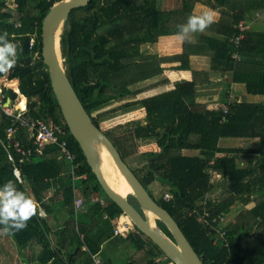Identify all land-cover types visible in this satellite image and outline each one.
<instances>
[{
  "label": "trees",
  "instance_id": "obj_1",
  "mask_svg": "<svg viewBox=\"0 0 264 264\" xmlns=\"http://www.w3.org/2000/svg\"><path fill=\"white\" fill-rule=\"evenodd\" d=\"M58 1L0 0V34L7 32L19 45L16 67L0 78L17 80L18 92L26 99L24 115L55 122L61 130L59 140L66 142L73 156L72 161L66 160L55 144L27 159L15 155L13 141L33 148L32 139L19 127L10 141L6 129L14 120L0 107V186L13 179L47 213L33 217L25 230L7 236L19 252L28 257L34 253L36 264H116L113 255L104 263L91 256L115 236L113 222L123 213L105 196L64 124L40 57L41 23ZM159 1L90 0L72 10L59 41L65 75L98 128L110 117L143 109L141 119L104 134L153 200L172 216L204 264H264V30L253 28L257 16L264 14V0H177L169 9H162ZM197 3L215 10L218 19L191 41L181 43L180 53L160 56L140 50L161 37L176 36L177 25L196 15ZM239 23L248 29L241 30ZM191 56L208 58L209 71L191 70ZM166 63L178 64L174 70L191 71V79L133 100L141 93L136 85L163 74ZM210 73L225 75L228 81L215 87ZM239 84L248 95L263 96V101H243L233 87ZM2 95V102L9 100L11 105L17 97L5 87ZM228 139L250 141V145L225 148ZM148 143L157 150L139 154L141 166H131L138 148ZM9 151L13 162L7 158ZM14 168L19 179L13 175ZM154 183L163 188L159 199L150 191ZM214 190H219L222 200L210 197ZM93 194H102L105 202L96 201L85 212H75V198L88 201ZM130 202L137 208L134 200ZM236 203L242 209L235 220L221 225V218ZM49 216L63 219L54 232L55 241L49 237ZM156 223L171 239L164 225ZM134 229L127 237L117 236L122 247L134 250L124 264H173Z\"/></svg>",
  "mask_w": 264,
  "mask_h": 264
},
{
  "label": "water",
  "instance_id": "obj_2",
  "mask_svg": "<svg viewBox=\"0 0 264 264\" xmlns=\"http://www.w3.org/2000/svg\"><path fill=\"white\" fill-rule=\"evenodd\" d=\"M89 2L90 0H60L51 6L41 23L40 57L62 120L78 144L105 196L119 207L133 226L155 244L163 256L173 264H204L172 216L153 200L122 160L109 138L93 124L65 75L59 48L61 29L72 10L84 7ZM9 103L10 101L6 100L4 106ZM104 153L128 184L137 208L127 196L116 193L105 180L100 171L101 156ZM148 213L164 225L171 239L163 233L157 223H150Z\"/></svg>",
  "mask_w": 264,
  "mask_h": 264
},
{
  "label": "rangeland",
  "instance_id": "obj_3",
  "mask_svg": "<svg viewBox=\"0 0 264 264\" xmlns=\"http://www.w3.org/2000/svg\"><path fill=\"white\" fill-rule=\"evenodd\" d=\"M176 1L177 0H160L159 3H160V6L162 9H169L175 5ZM9 5L13 6V4H11V2L9 3ZM200 6H202V5L196 4L194 6V9H193L194 14L199 15L202 12H204ZM260 17H261L260 21L257 24L253 25V28L257 31L264 30V14L260 15ZM140 50L143 53L148 54V55L149 54H151V55L152 54H155V55H165L166 54L167 55L169 53L168 48H165V49L163 48L161 41L157 42V44L154 43L151 45H143L140 47ZM163 66H164V64H163ZM166 71H168V72H166ZM167 75H168V77H167ZM174 77L175 76L172 73H169L168 67H166L165 73L161 74L160 76H157L153 79H150V80H147L145 82H141V83L137 84L135 88H140L141 93L138 96H136L133 100L138 99V98L147 97L149 95L167 90L165 87L166 83H164V82H168V79L176 80V78H174ZM3 78L2 77L0 78V82L5 81ZM175 82H177V81H175ZM10 83L7 82V85L12 87V85ZM220 84H222L221 81H220ZM215 87L219 88V87H221V85H218V86L216 85ZM236 88H238L240 91L239 95H243V101H245V102L251 103V102L263 101V96L248 95L245 92L243 85H240V84L236 85ZM239 99H242V98L240 97ZM16 102H17V97L15 98V100L13 102V106H15ZM122 103L123 102L114 103V104L104 108L101 112L107 111L110 108H114V107H116ZM142 117H143V109L134 108V109L130 110V112H128V113H123L121 115H115L113 117H110V118L100 122L99 128L103 132H109L110 130H112L117 125L124 124L128 121H131V120H138V119H141ZM249 145H250V141L238 140V139H235V140L228 139V141L226 140V142L223 143V146L225 148L248 147ZM155 150H157V146L154 143L142 144L138 148V152H136L135 155L132 157L131 166H133V167L139 166L142 163V158L140 157L139 154H141L143 152L155 151ZM184 153L187 155H196L195 151H185ZM212 181H214V183L216 182L215 177L212 179ZM150 188H151V190L150 189L149 190L151 191L152 196L155 199H157V198L159 199V197L161 196V194L163 192V188L157 183H154ZM101 196H103V195L101 194ZM126 196L133 201V198L131 197L130 193L127 194ZM210 197L214 198L215 200H222L221 197L219 196V190H214L210 194ZM164 198H166L165 195H164ZM248 207H250V205ZM241 209H242V207L240 206L239 203L234 204L230 208L229 213H227L224 217H222L220 224L225 225L229 222H233L235 220L236 215L241 211ZM151 222H152V224H156V219L153 218ZM8 237L9 236L0 233V264H36L34 262L33 258L31 257L32 255L35 256L34 253L30 257H28V255H26L24 252H19L18 247L15 245V243L13 242L11 237H9V238ZM124 249L125 248L121 246L116 251H111L109 253V257L111 255H113V257L116 261V264H124V259L126 260V258L128 256H131L134 253V250H132V249H125V250Z\"/></svg>",
  "mask_w": 264,
  "mask_h": 264
},
{
  "label": "clouds",
  "instance_id": "obj_4",
  "mask_svg": "<svg viewBox=\"0 0 264 264\" xmlns=\"http://www.w3.org/2000/svg\"><path fill=\"white\" fill-rule=\"evenodd\" d=\"M217 14L209 9L199 15H189L183 24L177 25V39L189 42L195 34L203 33L216 22ZM19 45L8 38V33L0 34V74H7L17 65ZM45 217L47 213L33 196L17 187L13 179L0 186V233L8 235L25 230L35 217Z\"/></svg>",
  "mask_w": 264,
  "mask_h": 264
},
{
  "label": "built area",
  "instance_id": "obj_5",
  "mask_svg": "<svg viewBox=\"0 0 264 264\" xmlns=\"http://www.w3.org/2000/svg\"><path fill=\"white\" fill-rule=\"evenodd\" d=\"M239 28L241 30L248 29V26H245L242 23H239ZM33 38L29 40V47L33 45ZM7 82L10 81H3L0 82V107L3 113L6 116L11 117L14 120V123L10 125L6 129L7 138L10 141L12 140L13 135L17 131L19 127L24 128L27 130L29 137L32 139L33 148H23L18 141L12 142V151L15 155H18L22 158H29L32 154L41 155L44 147L48 144H55L58 146L60 153L64 156V158L68 161H72L73 156L66 148V142L64 140H59L58 134L61 132L59 126L56 125L51 119L47 118L46 120H34L27 118L25 113V108H17L9 103L8 106H4L2 102L3 95H2V88L5 87L7 89H11L15 92V89L7 85ZM14 154L9 151L7 153V158L9 161L13 162ZM13 175L19 179V173L16 168L13 169ZM81 177H85L82 175ZM166 199H168V195H165ZM83 208V200L81 198H75L74 200V209L75 212H80ZM222 220V218H221ZM135 231L134 226L130 219L121 214L117 217L115 224L113 226V234L115 236L120 237H127L130 233Z\"/></svg>",
  "mask_w": 264,
  "mask_h": 264
},
{
  "label": "crops",
  "instance_id": "obj_6",
  "mask_svg": "<svg viewBox=\"0 0 264 264\" xmlns=\"http://www.w3.org/2000/svg\"><path fill=\"white\" fill-rule=\"evenodd\" d=\"M198 4L199 3H197V5ZM200 7H201V9H203V11H205V10L207 11V10L210 9V8H207L204 5H202ZM213 11L217 14V16H216V20H217L219 14L215 10H213ZM257 17L258 18L253 22L255 24L258 23L260 21V19H261L260 15H258ZM160 41L162 42L163 48L164 49L168 48V51H169V53L167 55L165 54V55H160V56H170V55H173V54H178L182 50L181 42L177 39L176 36L161 37V38L158 39L157 42H160ZM157 42H156V44H157ZM189 62H190L191 70H194V71H209V59L206 58V57L191 56L190 59H189ZM177 65L178 64H173V63L164 64V67H168L169 73H172L175 76L174 78H176V80L168 79V82H165L166 83V85H165L166 89L172 88L173 85L175 84V81L190 80L191 79V71H179V70H174L172 68L173 66H177ZM166 72H168V71H166ZM164 73H165V71H164ZM167 77H168V75H167ZM3 79L5 81H8L6 78H3ZM210 80L212 81L214 86H216L217 84H220V81L222 83L220 85H223L224 82L228 81L227 80V76H225V75L222 76V75H219V74H215L214 75L213 73H210ZM10 82H11L10 84H12V87L15 88V93L17 94V101H20V99L23 96L18 92V88H17L18 82H17V80H11ZM233 87H236V85H233ZM155 94H157V93H155ZM16 103H15V106H16ZM25 103H26V99H25ZM25 103H24V105H25ZM24 108H25V106H24ZM96 201H98L100 204H103L105 202L104 198L102 196H99L97 194H93V195H91V197H90V199L88 201L83 200V208H82V210L80 212L81 213L85 212ZM116 219H117V217L115 218V220L113 222V226L115 224ZM62 223H63V219L62 218L59 219V220H56V219L54 220L53 217H51V216L48 217L47 224H48V226L50 228L49 237H50L51 241H55L56 240V238L54 236L55 235L54 232L57 229L60 228ZM120 244H121L120 238L117 237V236H113L112 239H110L109 241H107V242H105V243H103L101 245L100 253H98L97 255L91 256V258L95 262L97 260V262L101 261V263H104L110 258L109 257V253L113 250V248H115L116 246L118 248L121 247ZM82 249H85V248L82 247Z\"/></svg>",
  "mask_w": 264,
  "mask_h": 264
},
{
  "label": "bare ground",
  "instance_id": "obj_7",
  "mask_svg": "<svg viewBox=\"0 0 264 264\" xmlns=\"http://www.w3.org/2000/svg\"><path fill=\"white\" fill-rule=\"evenodd\" d=\"M24 103H25V99L22 97L20 101H17L16 107L24 108L25 106ZM100 171L102 175L104 176L105 180L107 181V183L116 193L122 196H126L127 194L131 192L128 184L123 179V177L120 175V173L114 166L112 160L109 157L105 156V153L104 155L102 154L101 156ZM148 217L150 219V223H152L151 221L154 217L149 213H148Z\"/></svg>",
  "mask_w": 264,
  "mask_h": 264
}]
</instances>
